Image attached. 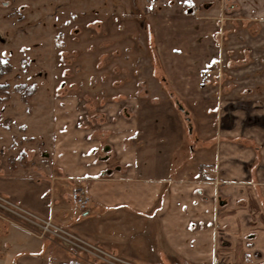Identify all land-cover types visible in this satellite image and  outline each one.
<instances>
[{
    "label": "rangeland",
    "instance_id": "374dc122",
    "mask_svg": "<svg viewBox=\"0 0 264 264\" xmlns=\"http://www.w3.org/2000/svg\"><path fill=\"white\" fill-rule=\"evenodd\" d=\"M230 5L0 0V60L10 68L0 77V264H95L57 239L37 238L11 207L50 219L45 193L48 183L61 182L54 162L59 133L75 129L99 141L101 156L114 168L116 144L107 129L134 120L132 143L151 151L150 168L166 164L172 175L178 166L198 163L191 158L206 147L214 111L230 112L232 124L239 105L264 100V22H240ZM79 192L65 190L71 226L51 219L54 225L136 264L145 261L134 249L153 254L148 239L133 243L137 226L129 221L121 226L118 250L110 238L98 241L105 223L88 205L90 217L79 218L83 212L73 201ZM239 192L233 190L226 205L230 222L216 221V243L225 253H216L213 264H264V190L251 199Z\"/></svg>",
    "mask_w": 264,
    "mask_h": 264
},
{
    "label": "crops",
    "instance_id": "0c3cea01",
    "mask_svg": "<svg viewBox=\"0 0 264 264\" xmlns=\"http://www.w3.org/2000/svg\"><path fill=\"white\" fill-rule=\"evenodd\" d=\"M229 1V12L238 21L264 22V0ZM239 106L232 124L230 112L214 111L211 133L204 140L206 147L191 158L198 163L178 166L172 175L166 164L154 163L150 168L151 151L132 143L138 132L134 120L125 124L117 119L118 123L111 122L107 129L109 142L116 144L112 149L114 168L107 155L101 156L99 141L75 129L63 130L54 147L61 182H47L50 185L45 195L52 210L46 218L71 226L65 211L71 196L65 190L73 187L83 191L88 207L98 210V219L105 223L99 225L98 241L110 238L111 246L118 250L114 246L123 244L121 226L129 221L137 226L133 233L137 241L133 243L139 244L138 239L144 237L153 250L148 256L144 250L142 255L133 250L143 264H213L214 255L225 249L216 243V221L230 222L225 209L232 191H238L239 197L243 191L251 199L254 192L264 190V100ZM216 200L221 202L220 213ZM87 210L79 218H89L91 210Z\"/></svg>",
    "mask_w": 264,
    "mask_h": 264
},
{
    "label": "built area",
    "instance_id": "2783aa9c",
    "mask_svg": "<svg viewBox=\"0 0 264 264\" xmlns=\"http://www.w3.org/2000/svg\"><path fill=\"white\" fill-rule=\"evenodd\" d=\"M73 201L83 213L87 211V199L82 190L74 195ZM11 207L17 210L18 213H15L17 219L26 221L35 230V235H38L39 239L43 237L57 239L66 249L87 255L95 264H136L82 240L73 233L54 225L51 219H42L14 205Z\"/></svg>",
    "mask_w": 264,
    "mask_h": 264
},
{
    "label": "trees",
    "instance_id": "16d2710c",
    "mask_svg": "<svg viewBox=\"0 0 264 264\" xmlns=\"http://www.w3.org/2000/svg\"><path fill=\"white\" fill-rule=\"evenodd\" d=\"M10 68L8 67V65L6 64V62H2L0 60V77L4 76L5 74H7L9 72ZM22 90V89H20Z\"/></svg>",
    "mask_w": 264,
    "mask_h": 264
},
{
    "label": "water",
    "instance_id": "95a60500",
    "mask_svg": "<svg viewBox=\"0 0 264 264\" xmlns=\"http://www.w3.org/2000/svg\"><path fill=\"white\" fill-rule=\"evenodd\" d=\"M178 109L180 110V111H184L183 110V108H182V106H180V105H178ZM187 112H184V115L187 117ZM187 120H188V118H186ZM189 132H191V128H190V126H189Z\"/></svg>",
    "mask_w": 264,
    "mask_h": 264
}]
</instances>
